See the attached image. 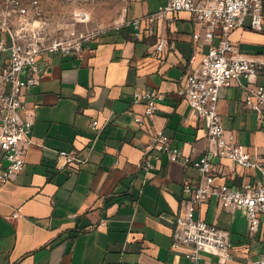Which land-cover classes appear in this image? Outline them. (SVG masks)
Returning a JSON list of instances; mask_svg holds the SVG:
<instances>
[{"label":"crops","instance_id":"crops-1","mask_svg":"<svg viewBox=\"0 0 264 264\" xmlns=\"http://www.w3.org/2000/svg\"><path fill=\"white\" fill-rule=\"evenodd\" d=\"M158 3L129 0L123 24L92 39L81 56L52 53L40 59L48 63V74L26 98L34 114V144L24 170L0 189V264H191L187 249L170 246L187 198L183 182H197L198 172L156 153L159 160L151 159L149 174L139 164L159 130L193 160L206 152L205 124L179 91L193 69L190 58L195 55L198 64L207 45L203 39L193 41L195 27L186 12L177 14L170 30L158 24L142 41L135 40L126 22L153 12ZM42 6L47 8V2ZM159 36L168 38L163 52L156 50ZM231 40L241 54L264 61V27L237 29ZM254 80L264 83V74ZM148 89L164 93L165 102L154 124L140 129L134 118L143 107L133 103V95ZM244 100L242 88H224L219 111L225 129L236 134L255 160L264 154V131ZM93 123L100 133L91 129ZM59 151L85 163L71 166V174L61 172ZM221 163L217 185L242 189L262 181L257 170L233 173L232 162ZM18 209L22 217L6 219ZM196 216L230 232L231 264L264 260V232L251 237L243 211L231 214L211 199ZM101 220L104 227L98 226ZM203 264H218V259L204 255Z\"/></svg>","mask_w":264,"mask_h":264},{"label":"built area","instance_id":"built-area-1","mask_svg":"<svg viewBox=\"0 0 264 264\" xmlns=\"http://www.w3.org/2000/svg\"><path fill=\"white\" fill-rule=\"evenodd\" d=\"M44 1L0 0V189L24 170L28 150L34 144V114L27 109L26 98L48 74V63L41 64L40 59L52 53L81 56L90 41L42 43L41 26L37 24L44 17ZM137 1L145 4L149 0ZM182 12L189 13L194 24L193 41L203 39L207 45L198 64L195 55L190 58L193 69L179 94L203 120L208 148L200 158L193 160L182 148L172 144L165 131L159 130L153 134L139 168L149 174L154 168L151 159L159 160L153 155L156 153L198 172L197 182L188 179L183 182L187 198L176 218L170 248L187 249L185 257L191 264H203L204 255L217 257L218 264H231L234 244L230 232L196 214L203 204L216 199L222 209L231 214L245 213L251 237L260 230L264 232V154H258L252 160L236 134L225 129L219 111L221 90L240 87L245 92V108L256 116L264 131V83L254 80L264 74V61L241 54L231 40V34L240 28L263 30L264 0H163L156 11L146 12L125 25L133 28L135 40L142 41L144 33H153L158 24L170 30L177 14ZM77 17L84 22L88 14L80 12ZM167 45L168 38L159 36L156 50L163 52ZM164 102V93L157 89L135 92L133 103L143 107V113L134 118L137 127L153 125L159 105ZM20 111L24 112V117ZM91 129L101 132L96 123ZM57 160L62 161L58 170L70 174L71 166L85 163L67 151L57 152ZM223 161L233 163V167H229L233 173L238 168L259 171L262 181L242 189L225 183L217 185L218 174L224 170ZM20 217L18 209L6 219ZM71 218L74 220L77 216ZM98 226L104 227L105 221L101 220ZM93 228L95 226H90ZM253 264H264V260H255Z\"/></svg>","mask_w":264,"mask_h":264},{"label":"rangeland","instance_id":"rangeland-1","mask_svg":"<svg viewBox=\"0 0 264 264\" xmlns=\"http://www.w3.org/2000/svg\"><path fill=\"white\" fill-rule=\"evenodd\" d=\"M128 1L46 0L47 8H44V17L37 24L41 26V42L48 45L55 40H63L75 44L80 40L91 41L109 31H114L124 22L122 17ZM157 1L158 8L163 0ZM80 12L88 14V19L84 22L79 21L77 17Z\"/></svg>","mask_w":264,"mask_h":264}]
</instances>
